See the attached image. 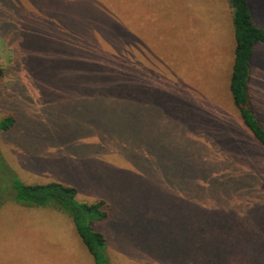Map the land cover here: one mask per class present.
Instances as JSON below:
<instances>
[{
    "label": "rangeland",
    "instance_id": "374dc122",
    "mask_svg": "<svg viewBox=\"0 0 264 264\" xmlns=\"http://www.w3.org/2000/svg\"><path fill=\"white\" fill-rule=\"evenodd\" d=\"M233 47L226 0H0V120L17 115L0 264H93L69 216L15 202L10 176L106 200L108 264H264V155L231 103ZM250 59L264 110V46Z\"/></svg>",
    "mask_w": 264,
    "mask_h": 264
},
{
    "label": "trees",
    "instance_id": "16d2710c",
    "mask_svg": "<svg viewBox=\"0 0 264 264\" xmlns=\"http://www.w3.org/2000/svg\"><path fill=\"white\" fill-rule=\"evenodd\" d=\"M226 2L231 13L234 40L228 92L239 123L264 155V110L258 105L257 109L252 105L247 91L252 49L256 43L264 46V28L252 23L247 0ZM117 72H113L115 77L118 76ZM3 75L4 69L0 68V79ZM16 119L17 115L13 113L6 115L0 120V131L11 130ZM10 179L12 199L15 202L25 206H52L64 212L69 216L75 234L92 258L93 264H108L104 252L108 245V237L103 230L97 229V225L108 221L111 215V207L106 200L80 202L76 199L77 188L68 183L49 181L25 184L15 176H10Z\"/></svg>",
    "mask_w": 264,
    "mask_h": 264
}]
</instances>
